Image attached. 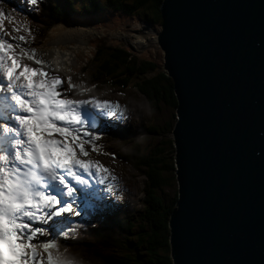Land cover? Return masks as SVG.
<instances>
[{
  "label": "water",
  "instance_id": "water-1",
  "mask_svg": "<svg viewBox=\"0 0 264 264\" xmlns=\"http://www.w3.org/2000/svg\"><path fill=\"white\" fill-rule=\"evenodd\" d=\"M176 99L172 264H264V0H161Z\"/></svg>",
  "mask_w": 264,
  "mask_h": 264
},
{
  "label": "snow or ice",
  "instance_id": "snow-or-ice-1",
  "mask_svg": "<svg viewBox=\"0 0 264 264\" xmlns=\"http://www.w3.org/2000/svg\"><path fill=\"white\" fill-rule=\"evenodd\" d=\"M4 16L0 10V25ZM22 41L23 35L9 42L0 34V264H76L57 239L74 231L67 218L81 215L77 193L95 196L82 173L114 194L109 169L86 158L85 146L96 151L98 120L123 111L91 95L69 98L89 89L68 77L61 91V77L46 71L50 65Z\"/></svg>",
  "mask_w": 264,
  "mask_h": 264
},
{
  "label": "trees",
  "instance_id": "trees-1",
  "mask_svg": "<svg viewBox=\"0 0 264 264\" xmlns=\"http://www.w3.org/2000/svg\"><path fill=\"white\" fill-rule=\"evenodd\" d=\"M161 0H51L46 8V25L57 24L71 15H94L105 9L125 17H138L152 24H160ZM5 5V4H4ZM0 10L2 6L0 4ZM9 14V10H7ZM88 67L77 72L86 87L104 83L123 89L132 85L152 107L163 104L173 110L176 99L172 81L155 59L134 55L127 48L97 44ZM175 121L167 124L170 133ZM154 131L153 126L138 132ZM102 130H98L101 133ZM104 144L98 143L101 149ZM174 147L168 136L149 150L141 151L134 144L128 155L115 154L141 172L145 177L142 204L130 214L115 211L97 201L88 199L82 203L79 217L67 218L66 227L74 229L59 244L66 255L83 264H172L170 258L168 219L175 206L177 191L165 199L163 188L174 185ZM108 221L107 224L100 223ZM100 228V229H99ZM78 236L90 240H71Z\"/></svg>",
  "mask_w": 264,
  "mask_h": 264
},
{
  "label": "rangeland",
  "instance_id": "rangeland-1",
  "mask_svg": "<svg viewBox=\"0 0 264 264\" xmlns=\"http://www.w3.org/2000/svg\"><path fill=\"white\" fill-rule=\"evenodd\" d=\"M50 1L37 0L35 4H29L28 0H0L5 13L2 25H0V34L9 42H12L13 37L18 39L23 35L25 41L20 43L26 48L35 50L44 45L47 46V42L68 39L67 44L73 47V50L68 48V45L64 47L72 54L65 58L68 66L55 72L45 69L51 74L61 77L63 88L60 90L63 91L67 88V78L71 77L73 84L82 85L89 91L80 96L76 90L69 98H87L91 95L120 105L123 115L117 113L116 118L101 117L97 122L95 131L99 138L96 144H104V147L93 151L91 145L85 146L89 152V156L86 158L94 161L99 160L101 165L109 169L108 181L113 185L114 194L108 193L106 191L107 184H100L95 176L89 177L84 173L82 175L89 180L90 185L94 186L92 191L95 196L88 198L91 203L96 200L97 205L102 204L103 208L111 207L116 214H130L141 207L145 177L127 162L116 157L114 153L128 155L134 144H137L141 151L149 150L168 136L172 139V133L167 132V124L172 121V115L175 116V109L163 104L152 107L145 97L130 84L119 89L104 83L91 89L83 84L77 72L82 67L89 66L88 64L97 50V44L122 46L136 56L155 59L162 64L163 59L156 41L158 24L145 22L143 25V20L138 17H125L101 9L90 16L71 15V17L61 19L57 24L47 27L45 11ZM7 10H9L11 18H9ZM14 29L19 30L14 31ZM77 36L81 38L80 41L75 42L69 39ZM55 45L59 47L57 43ZM17 51L19 50L17 49ZM33 66L36 65L33 64ZM151 126L154 131L138 132L142 128ZM98 130H102V132L98 133ZM112 177L115 179L113 180ZM162 190L165 199L171 197L172 192L177 191L176 180L174 185H167ZM77 197V203L74 206L80 211L82 203L88 199L85 200L80 192L77 193ZM107 223L108 221L105 219L99 226ZM81 239L83 241L90 240L85 236H78L71 240L80 241ZM63 241L62 238H58V245ZM76 264L83 263L76 261Z\"/></svg>",
  "mask_w": 264,
  "mask_h": 264
},
{
  "label": "bare ground",
  "instance_id": "bare-ground-1",
  "mask_svg": "<svg viewBox=\"0 0 264 264\" xmlns=\"http://www.w3.org/2000/svg\"><path fill=\"white\" fill-rule=\"evenodd\" d=\"M142 23L144 25L145 21H142ZM69 39L71 41H75V42L81 40V38L78 36L74 37V38H69ZM67 40L68 39H66V38L59 40V41L53 40V41L47 42V46L44 45L45 47L42 46L41 48L36 50V53L40 56V58L45 60L46 63H48L50 65V67L46 68V70L55 72L61 68L68 66V65H66V64H68V62L65 58L70 57L72 54L68 52L70 50H67L64 48L66 45H68ZM55 43H57L59 47H56ZM68 48L72 49L73 47L69 46Z\"/></svg>",
  "mask_w": 264,
  "mask_h": 264
}]
</instances>
